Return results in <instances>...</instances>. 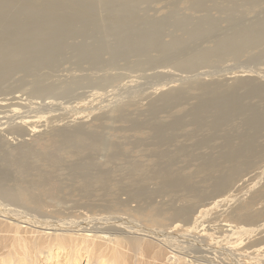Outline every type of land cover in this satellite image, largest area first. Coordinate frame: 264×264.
<instances>
[{
	"label": "rangeland",
	"instance_id": "374dc122",
	"mask_svg": "<svg viewBox=\"0 0 264 264\" xmlns=\"http://www.w3.org/2000/svg\"><path fill=\"white\" fill-rule=\"evenodd\" d=\"M262 75L264 0H0V190L32 184L41 202L120 212L156 234L231 195L221 220L205 222L228 249L195 256L245 264L264 244ZM15 198H0L13 218L46 217ZM4 217L0 264H17L24 246L33 264L100 262L53 246L50 257L49 236ZM126 235L118 264H189ZM97 244L112 262L116 245Z\"/></svg>",
	"mask_w": 264,
	"mask_h": 264
},
{
	"label": "bare ground",
	"instance_id": "6f19581e",
	"mask_svg": "<svg viewBox=\"0 0 264 264\" xmlns=\"http://www.w3.org/2000/svg\"><path fill=\"white\" fill-rule=\"evenodd\" d=\"M205 74H206V72H205ZM198 76H199V74H198ZM237 76L243 77L246 75L244 73H241L240 75H237ZM237 76H233V77H237ZM262 79H264V76L262 77ZM31 117H33V116H31ZM33 118H36V117L34 116ZM26 123H29V122L27 121ZM30 123H29V125H30ZM35 127L33 125V131L36 129ZM9 139H11V138H9ZM12 147L13 146H11V148ZM49 180L50 179H48V181ZM51 181L52 180H50L49 182H51ZM52 182H51V184H52ZM47 183H48L47 181L45 182V184L43 182L42 183L40 182L39 185H44V187H46L45 185ZM29 188L32 189V184H30L27 188H21L22 191L18 196H14L8 190H5V191L0 190V198H5V199H7V201H16L15 197H17L21 203H25V204L37 207L38 209H42V211L45 212L46 217L42 218V220H32L33 217L31 219L23 217L20 220H18L17 217L13 218L15 215L11 213L12 210L5 208L6 205L2 204V202H0V213H1V215L2 214L6 215L7 217H4L6 219H11V220L17 221L19 223L24 222V223H27L28 225H30L31 227L35 228V230L38 229L36 231V232H38V235L49 236L50 242L52 241L53 243L51 245V243L49 242L50 246L47 247L48 248V251H47L48 256H50V254L52 255L51 247L53 246L55 248L56 252L57 251H59V253L61 251L65 252L64 253L65 258L68 257V260L75 257L72 261H75L76 263L79 261L80 254L82 252L85 253L86 257H88L90 259L92 257L91 255H93L92 253L94 251V254L96 255V257H94V256L93 257L97 258V256H98V259H96V260L100 261L99 264H118L117 261H120V258H119V260H117V255L119 254V252L118 251H117L118 253L116 252V248L119 247L118 244H120V242H122V239H120V238H124L122 236H125L128 233H134L135 235H141L140 240H142V236H143L145 238H149L153 241L158 242L161 246H163L169 252V254H172L170 258H173V257L179 258L181 255L183 257H186V258H181L183 260V262H185V259H187L186 261L189 264L192 262L194 264H205L203 260H199L198 258H196L195 255H198V256H202L203 254H206L209 256L211 255L212 259L214 260L215 258H217L218 254H220L222 251L228 249V247L227 248H223V247L218 248V246L215 245L216 243L220 244L221 241L224 242L226 240H220V241H217V239L214 240L213 236L208 234V232H207L208 229L205 227V222H208V220L211 218L215 219V217L217 219L219 218L221 220V217H223V214H225V210H226V207L228 206V203H231L232 201H234V199L231 197V195L228 197L220 198L219 200L210 204L207 208L203 207L198 212L197 216L191 214L190 212L185 213L184 217L182 219L183 222H181V223L180 222H174L171 224V226L168 230H159L158 234H156V233H153L149 230H145L144 228H142L139 225V222L132 220L130 217H126L124 215L119 214L120 212L110 213L108 210H102L100 213H104V214L98 215V214H94L93 211L89 210V214L79 213L78 211H74V207H72V206L68 207V206H64L62 204L55 202L54 198H53V200H47V202H44L45 200L41 202L34 195H31L28 192ZM40 193H41V191H40ZM42 193H43V191H42ZM49 193H50V191H49ZM50 199H52V198H50ZM120 205H122L124 207H128V201H125L124 203L122 202ZM13 206L17 207L16 205H13ZM91 207H93V206H91ZM24 208L26 209L25 205H24ZM55 208H58L59 210L53 211V209H55ZM93 208H95V207H93ZM31 209H33V208H31ZM237 210H238V208H237ZM16 211H17V209H16ZM18 211H20V210H18ZM125 211L126 212L128 211L130 213V216L135 217L136 220H140V219L138 217H136L135 215H140V216L144 217V216H148L149 214L152 213V211L146 212L144 214L136 213L137 210H134L131 208H127ZM30 212H32V210H30ZM50 216L53 218H51ZM34 219H36V218H34ZM46 219H48V220H46ZM21 220H23V221H21ZM221 226L228 227L226 224H223ZM218 229L223 230V228H218ZM40 230H42L43 232L42 233L39 232ZM44 231H47V233H45ZM146 232H149V233L146 234ZM14 234H16V233H14ZM126 238H128V237H126ZM129 238H133V236H131ZM129 238H128V241H129ZM145 238H143V239H145ZM216 238H218V237H216ZM23 239H25V238L23 237ZM226 239H227V237H226ZM26 240L28 241V239H26ZM131 240L134 241V239H131ZM140 240H138V241H140ZM146 240H148V239H145L144 241H146ZM19 242H18V244H19ZM149 242L151 243L150 240H149ZM227 242H228V240H227ZM20 243H23V242H20ZM97 243L113 244V246L116 245V247H112V248L109 247L110 254L112 255V258H110L112 260V262L109 259H106L107 257L105 255L104 251L101 249L102 248L101 245H99ZM261 243H256V245H254V249L251 252L247 253L248 257L246 259L245 264L246 263L256 264L255 260L257 262H260V260L257 259V257H260V258L264 257V255H261V254H264V244H263V242H261ZM34 244L36 245V243H34ZM130 244H131V242H130ZM134 244H132V245H134ZM147 244H146V246H147ZM22 245H24V244H22ZM20 246L21 245H19V247ZM213 246H216L215 250L212 249ZM240 247H241V245H240ZM35 248H37V247H35ZM67 248L69 249V252L66 251ZM37 249H39V248H37ZM22 251L23 252H20V253H23V254L17 253V255H18L17 264H31V263L33 264V262H31L33 251H31L30 248H28L27 246H24L22 248ZM56 252L54 253V255L58 254V252H57V254H56ZM107 252L109 254V251H107ZM35 253H36V251H35ZM238 256H239V254H238ZM238 256L235 259L234 264H243L240 261V259L238 258ZM120 257H121V255H120ZM56 260L58 261V259H56ZM174 260H176V259H173V262H174ZM8 261H7V263H8ZM216 262H219V261H216ZM72 263H74V262H72ZM50 264H52V263H50ZM220 264H222V263H220Z\"/></svg>",
	"mask_w": 264,
	"mask_h": 264
}]
</instances>
